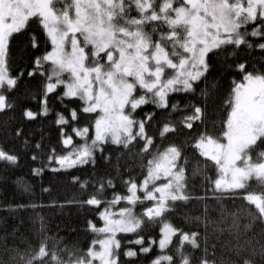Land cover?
Here are the masks:
<instances>
[{
	"label": "snow or ice",
	"instance_id": "obj_1",
	"mask_svg": "<svg viewBox=\"0 0 264 264\" xmlns=\"http://www.w3.org/2000/svg\"><path fill=\"white\" fill-rule=\"evenodd\" d=\"M133 11L135 16L131 15ZM33 18L52 45L51 51L35 58V68L28 73L34 75L46 62L52 65L50 75L41 73L47 80L42 113L46 115L48 111L47 94L59 85H64L65 97H77L84 103L83 113L99 112L93 123L95 134L90 143L87 126L72 129L76 136L84 139L79 145L73 144L72 136L61 129L65 137L63 144L72 145V150L65 155L49 156L60 165L53 171L90 162L95 164V153L103 151V144L121 145L127 149L139 139L143 141L141 153L151 156L144 165L146 174L139 185L134 178L125 180L129 195L117 194L108 202L93 195L84 203L97 206L108 203L109 207L121 200H127L133 207L145 201L153 203L140 216L135 215L132 208H122L120 219H112L114 214L105 208L100 213L104 227L97 228L90 222L91 230L105 234V238L94 240L82 254L76 249H50L45 238L34 250H11L15 252L14 264H94L95 261L119 264L121 242L116 239V234L138 233L146 223L157 222L163 223L158 247L167 249L174 236H179V244L174 254H161L151 264H193L196 258L183 249L185 244L200 249L199 233L183 232L171 223L163 222L164 214L172 210L176 201L193 198L186 190L185 168L179 164L181 148L169 145L163 151L151 152L154 140L146 132L145 125L152 117L136 120L133 113L149 103L161 109L180 110L178 101L169 105V94L196 91L195 85L209 71V53L227 45L264 49V43L253 45L247 39L264 38V0H0V112L13 107L3 93L14 89L20 78L12 76L8 70L9 41ZM252 24L255 26L249 32L247 26ZM36 46L33 37L32 47ZM237 68L243 73L242 81L233 80L229 98L225 101L227 118L222 122L220 134L213 136L201 132L192 146L205 158V169L207 162L216 169L215 179L208 176L205 169L197 167L194 172L203 175L212 185L215 199L239 194V198L247 202V209L241 206L238 212L231 213L232 228L239 232V212L245 210L249 216L245 231L256 223L264 226V148H261L264 145V73L247 72L243 63ZM65 73L68 81L62 79ZM137 87L144 90L143 94L134 95ZM209 95L207 87L201 91L205 100ZM184 107L190 108L191 114L181 118L182 126L191 129L195 122H203V107L192 103ZM24 115L34 119L37 113L25 110ZM71 118L77 119L75 109L71 110ZM57 123L66 125L68 120L59 114ZM175 131V124L167 122L159 134L164 137ZM20 134L17 130L16 135ZM0 161L15 164L17 156L0 147ZM42 171L43 168L34 170L37 175ZM111 183V180L107 181L109 186ZM104 187L101 183L97 191L102 192ZM24 189L27 191L28 186L24 185ZM196 199L204 200L205 197ZM207 213L208 205L205 204V217ZM258 235L260 239L255 244L248 242L252 245L249 256H243L237 246L233 251L238 260L217 261L208 258L205 246L198 264H264V228ZM130 243L141 245L140 252L151 250L150 245L143 246L142 236L138 235ZM97 244L98 251L95 249ZM256 244H259L258 250ZM5 251L9 250L6 248ZM257 254L260 261L254 258ZM124 255L133 257L137 252L128 249ZM0 264L5 262L0 260Z\"/></svg>",
	"mask_w": 264,
	"mask_h": 264
},
{
	"label": "trees",
	"instance_id": "obj_2",
	"mask_svg": "<svg viewBox=\"0 0 264 264\" xmlns=\"http://www.w3.org/2000/svg\"><path fill=\"white\" fill-rule=\"evenodd\" d=\"M131 14L135 16L136 12ZM254 26L255 24L247 26V30L250 32ZM33 37L37 45L35 48L32 47ZM156 38L154 36V39ZM247 39L253 45L264 43V38L260 37ZM50 47L49 38L34 18L9 41L8 70L12 76L20 78L14 89L4 91L13 107L0 112V147L17 156L15 164L0 161V260L5 264H14L12 257L15 252L11 250H34L45 238L50 249L69 248L76 249L81 254L86 252L92 242L102 236V233L91 230L90 222L101 228L104 221L100 213L109 205H88L84 201L96 195L97 199L108 202L113 200L114 195L130 194L124 181L134 178L139 184L146 174L144 165L151 159L150 155L141 153L143 141L138 139L127 149L121 145L103 144V151L95 153V164L90 162L53 171L60 168V165L55 160H50L49 156L64 155L72 150V145L63 144L64 135L61 129L65 134L72 136L73 144L79 145L84 143V139L76 136L72 129L87 126L90 143L95 134L93 123L96 113H83L81 109L84 103L77 97H65L62 85L47 94L48 111L46 115L42 113L45 100L44 85L47 80L41 73L49 74L51 63L46 62L44 67L32 76L28 73L35 68V58L42 56ZM208 62L209 71L206 77L195 85L194 93L169 94V105L178 101L180 110L172 111L171 107L161 109L149 103L141 105L133 113L136 120H147L149 115L152 117L145 125L146 132L154 140L151 152L163 151L169 145L181 148L179 164L185 168L186 190L193 198L188 201H176L172 210L164 214L163 222L171 223L183 232L199 233L201 248L192 249L191 245L185 244L183 249L196 258L193 264H198V258L204 255L205 246L208 258L217 261L238 260L233 251L237 246L243 256L251 255L252 245L248 242L255 244L260 239L258 234L264 228L256 223L245 231L244 225L249 223L247 210L239 212V232L232 228L231 213L238 212L241 206L247 209V202L240 199L239 194L236 197L225 195L220 200L215 199L211 191L212 185L203 175L194 174L197 167L205 169L206 161L192 146L201 132L213 136L220 134L222 122L227 118L228 108L225 101L229 98L233 80L239 82L243 77L237 65L245 64L247 72L264 73V49L227 45L221 50L209 53ZM206 87L210 95L205 100L201 97V91ZM189 103L204 108L203 122H195L191 129L180 123L182 117L191 114V109L184 107ZM73 109L77 112L76 120L71 118ZM25 110L37 113L36 117L28 119L24 115ZM59 114L68 120L66 125L57 123ZM167 122L174 123L176 131L161 137L160 129ZM17 130L21 132L19 136L16 135ZM37 144L40 145L39 148L36 147ZM261 148H264V145H261ZM207 163L206 174L215 179L216 169L211 162ZM40 168H43V171L39 175L35 174L34 170ZM74 177L78 180H74ZM109 180L112 182L111 186L107 184ZM101 183H104L105 187L102 192H98ZM82 184L84 187H81ZM24 185L28 186L27 191ZM197 197L205 199H196ZM122 201L124 200L114 206L125 205L126 202ZM151 204V201H145L143 204H137L134 210L140 216ZM205 204L208 205L207 217L204 215ZM21 205L23 207H19ZM251 209L254 211V206H251ZM196 217L200 219L197 220ZM209 220L213 223H207ZM162 224L146 223L138 233L118 232L116 239L121 242L118 250L119 264H151L161 254H174L179 244V236L173 237V242L167 249L161 250L158 247ZM138 235L144 238V247L151 246L148 253L139 251L141 245L130 243L135 241ZM6 248L9 251H5ZM256 248L259 249V244H256ZM128 249L136 251L137 255L125 256L124 253ZM254 258L260 261L258 254Z\"/></svg>",
	"mask_w": 264,
	"mask_h": 264
},
{
	"label": "rangeland",
	"instance_id": "obj_3",
	"mask_svg": "<svg viewBox=\"0 0 264 264\" xmlns=\"http://www.w3.org/2000/svg\"><path fill=\"white\" fill-rule=\"evenodd\" d=\"M131 15H133L134 16V14H131ZM52 50V45H51V47H50V49L48 50V51H46V52H49V51H51ZM69 51H70V48L68 49ZM45 52V53H46ZM44 53V54H45ZM43 54V55H44ZM42 55V56H43ZM52 66V65H51ZM52 68V67H51ZM51 74V70H50V72H49V75ZM62 79H64L65 81H68V74L67 73H65L63 76H62ZM53 82H55L54 80H53ZM240 82V81H239ZM63 86V89H64V91H65V88H64V85H62ZM139 93H138V92ZM137 93H134V95H137V96H139V95H141V94H143V90H141V89H139V87H137ZM4 94V93H3ZM126 111H128V109L126 108ZM99 115V112H97L96 113V118H97V116ZM95 118V119H96ZM95 131V130H94ZM94 136V135H93ZM65 138V137H64ZM63 138V139H64ZM65 155V154H64ZM159 183V182H158ZM139 185V184H138ZM138 195H141V194H139V191H138V193H137ZM129 195V194H128ZM122 202H126V204L125 205H117V206H114V205H112L111 207H108V210L111 212V213H113L114 215L111 217L112 219H120V216H119V212H120V210L122 209V208H132V210H133V213L135 214V215H137L136 214V212H135V208L131 205V204H129V202L127 201V200H124V201H122ZM123 203V204H124ZM151 203H153V202H151ZM120 206V207H119ZM152 206V204L149 206V207H151ZM105 210V209H104ZM103 210V211H104ZM102 211V212H103ZM137 216H139V215H137ZM103 221H104V219H103ZM168 223V222H167ZM104 224H105V221L103 222V225H102V227H104ZM162 227H163V224H162ZM161 236H162V233H161V235H160V237H159V239H158V241L160 240V238H161ZM105 238V234H102V236L99 238V239H104ZM99 239H97V240H99ZM95 249L98 251L99 250V245L97 244V245H95ZM94 264H99V261H95L94 262Z\"/></svg>",
	"mask_w": 264,
	"mask_h": 264
}]
</instances>
